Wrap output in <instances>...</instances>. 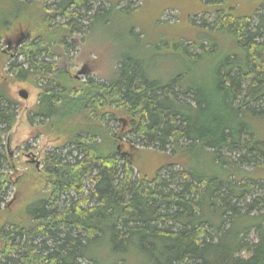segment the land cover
<instances>
[{
  "label": "trees",
  "instance_id": "obj_1",
  "mask_svg": "<svg viewBox=\"0 0 264 264\" xmlns=\"http://www.w3.org/2000/svg\"><path fill=\"white\" fill-rule=\"evenodd\" d=\"M9 1L18 12L0 11V42L14 30L35 34L10 71L38 84L31 122L69 150L47 154V194L24 212L9 211L13 167L4 140L18 104L0 94V264H264L263 4L242 15L197 0L203 38L189 46H149L132 27L143 52L117 56L106 81L79 82L46 60L56 54L51 44L69 52L78 9L95 29L117 6ZM58 18L68 22L54 24ZM166 53L181 65L167 81L153 74ZM134 144L168 157L167 167L154 176L137 170Z\"/></svg>",
  "mask_w": 264,
  "mask_h": 264
},
{
  "label": "rangeland",
  "instance_id": "obj_2",
  "mask_svg": "<svg viewBox=\"0 0 264 264\" xmlns=\"http://www.w3.org/2000/svg\"><path fill=\"white\" fill-rule=\"evenodd\" d=\"M28 1L33 5L38 4L37 2L40 0ZM200 1L205 3L219 2L218 5L226 6L225 8L235 7L237 12L242 15L252 14L261 4L264 7V0ZM224 2H226L225 5L222 4ZM53 3L52 0L48 1L47 7L52 6ZM92 4L93 9L96 10L98 5ZM102 4L105 9H109L110 5L117 6L115 11L113 10L108 15V20L111 18L110 22L103 24L100 21L93 29L84 17L86 11L78 9L82 15L79 14L70 21L76 31L67 40L70 45L69 52L65 51V47L59 48V46L51 44L52 49L49 52L56 54L46 56L47 61L56 62L59 68L64 69L79 82H84L90 78L97 81L110 79L117 67V56L133 52L140 54L145 49L144 43L153 46L163 41L161 43L163 46L167 42L174 43L179 40L184 46H189L203 38L198 27L201 25L205 14L196 15L201 11V6L197 0H105ZM118 9H129L131 12L129 10L118 12ZM0 11L6 13L15 11L12 13L14 15L10 17L15 16L18 12L15 10V5L9 0H0ZM188 15V20H186ZM33 17L37 18L36 16ZM214 17L212 16L209 23L213 21ZM67 22L68 20L58 18L54 24ZM132 27H134L133 30L136 34L141 33L140 37L144 43L137 44L136 41L130 39L129 32H131ZM34 35L29 34L28 31L21 33L19 30H14L4 35L0 42V94L5 93L7 98L18 104L16 123L4 140V153L10 158L13 167V171H11L12 184L7 192V206L9 211L16 213L24 212L26 205L45 196L49 191L51 182L44 169L47 154L65 153L69 150L63 138L49 134L46 127L40 125L39 122H31L32 112L41 94L38 84L17 81L14 73L10 71L11 65L20 64L24 61L20 54L25 45L18 49L16 45L28 39V43L32 42L35 39ZM18 50L19 52H17ZM221 50L223 55L228 52L223 41ZM4 53H8V55ZM166 54V56L154 59L153 74L155 77L167 81L175 75L181 65L173 56ZM82 72L83 74L80 75ZM39 84L41 85V83ZM22 91L28 93V99L20 97L19 94ZM110 125L114 127L113 123ZM134 145L141 149L135 158L137 170L148 176H154L159 169L167 167L169 158L153 151L155 148L143 150L142 146ZM127 150H129L128 147ZM38 163L40 164L39 168L37 167ZM258 195L264 197V190ZM2 208L4 206L0 209ZM258 212L260 211H255L254 214H259ZM249 240L254 243L257 241V234L254 229L249 231Z\"/></svg>",
  "mask_w": 264,
  "mask_h": 264
},
{
  "label": "water",
  "instance_id": "obj_3",
  "mask_svg": "<svg viewBox=\"0 0 264 264\" xmlns=\"http://www.w3.org/2000/svg\"><path fill=\"white\" fill-rule=\"evenodd\" d=\"M24 42V41H23ZM22 41L21 42H19L17 45H16V48L18 49L19 47H20V45L23 43ZM14 51H16L15 49H14ZM83 74V72L82 73H80V75H82ZM20 97L22 98V99H28V93L26 92V91H22V92H20ZM39 166H40V164L38 163L37 164V167L39 168Z\"/></svg>",
  "mask_w": 264,
  "mask_h": 264
}]
</instances>
